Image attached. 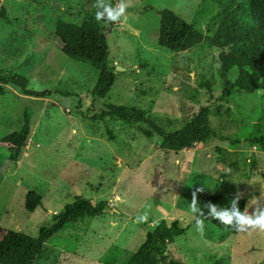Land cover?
Listing matches in <instances>:
<instances>
[{
    "label": "rangeland",
    "instance_id": "1",
    "mask_svg": "<svg viewBox=\"0 0 264 264\" xmlns=\"http://www.w3.org/2000/svg\"><path fill=\"white\" fill-rule=\"evenodd\" d=\"M125 17L110 27L109 64L116 79L104 99L91 94L98 71L63 55L54 44L57 21L80 24L95 18L96 0H0V71L20 74L31 97L13 86L0 96V228L37 236L64 205L79 197L107 202L104 215L85 218L55 235L33 264H126L161 221L179 219L185 231L168 245L184 264H264V232H238L219 243L196 230L189 210L224 196L246 199V211L264 204V149L236 147L217 139L189 150L166 151L157 136L146 139L141 122L127 126L93 119L106 104L134 106L167 132L209 104L201 77L216 68L217 52L206 42L190 51L170 52L156 44L158 9L167 8L205 29L211 13L201 0H128ZM115 6L119 0H105ZM216 101L221 82L214 80ZM223 103L232 108L234 138L241 142L264 132V93ZM30 119L27 146L9 159L1 139ZM116 136L109 141L106 129ZM237 157V158H236ZM235 162V163H232ZM234 164V165H232ZM29 191L42 196L33 212L24 208ZM119 196L123 202L116 199ZM147 214L144 223L136 217Z\"/></svg>",
    "mask_w": 264,
    "mask_h": 264
},
{
    "label": "trees",
    "instance_id": "2",
    "mask_svg": "<svg viewBox=\"0 0 264 264\" xmlns=\"http://www.w3.org/2000/svg\"><path fill=\"white\" fill-rule=\"evenodd\" d=\"M200 8L211 13L205 29L199 25L198 16L187 23L170 9H158L156 44L174 53L190 51L203 42L216 50V68L210 69L200 80V86L209 95V104L201 107L181 128L172 132L164 130L146 112L134 106L106 104L93 119L116 120L127 126L144 123L146 128L140 129L142 135L146 139L157 136L161 139L160 147L166 151L189 150L214 139L232 147L245 144L264 149V132L243 142L233 137L235 124L229 119L232 108L223 103L242 95L264 93V0H201ZM0 17H4L3 14ZM118 22H97L95 18H89L80 24L59 20L55 25L53 38L59 51L69 59L98 71L97 81L91 90L95 98L104 99L116 79L109 64L107 36L110 27ZM215 78L220 80L222 89L219 98L211 102ZM6 86L18 88L26 96L40 98L50 95L49 92L28 90V80L20 74L5 75L0 71V96L5 94ZM29 133L30 119L25 113L21 129L1 139L8 146L10 161H18L22 149L27 146ZM106 133L109 141L116 142L117 138L110 129L107 128ZM235 198L226 195L213 204L218 210L231 208V201ZM41 204L40 194L27 193L24 203L26 211L33 212ZM246 204V199L239 198L242 211H246ZM107 207V202L93 204L77 197L53 216L50 226L40 227L37 236L0 228V264H33L43 257L46 243L55 235L81 219L104 215ZM207 213L208 210L202 231L207 239L222 243L229 236L238 234L233 227L208 217ZM184 231L179 219L169 223L161 221L146 233L144 242L126 264H184L171 257L167 250L168 245Z\"/></svg>",
    "mask_w": 264,
    "mask_h": 264
},
{
    "label": "clouds",
    "instance_id": "3",
    "mask_svg": "<svg viewBox=\"0 0 264 264\" xmlns=\"http://www.w3.org/2000/svg\"><path fill=\"white\" fill-rule=\"evenodd\" d=\"M130 6L128 0H119L115 6L105 3V0H96L94 7L97 9L95 12V20L97 22H118L126 15V9ZM204 191L202 188L196 189L192 193L191 203L189 204L190 212L196 217L195 227L199 232L203 231L205 214L202 209L198 207L197 192ZM116 199L123 202L117 196ZM255 208L249 212L242 211L239 207V196L231 201V208H220L218 210L216 204L211 202L205 204L208 209L207 216L220 221L226 226L233 227L238 232L260 231L264 232V204H261L256 199ZM148 219L147 214L136 217L137 223H144Z\"/></svg>",
    "mask_w": 264,
    "mask_h": 264
}]
</instances>
